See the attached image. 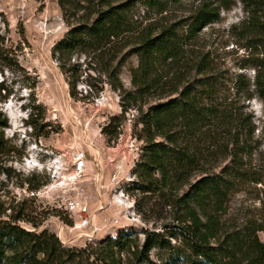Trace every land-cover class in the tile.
<instances>
[{"label": "trees", "instance_id": "16d2710c", "mask_svg": "<svg viewBox=\"0 0 264 264\" xmlns=\"http://www.w3.org/2000/svg\"><path fill=\"white\" fill-rule=\"evenodd\" d=\"M137 2L166 11L164 0H58L68 30L52 57L74 99L91 101L108 84L119 92L123 113L138 111L140 131L134 128V135L145 144L135 167L136 189L170 192L180 212L178 231H145L142 244L122 232L78 249L64 246L47 229L24 227L21 221H31L22 215H10L0 219V264H125V254L136 264H264V138L246 106L256 96L264 102V0H192L189 15L171 24L135 18ZM237 6L242 18L229 35L246 51L240 69L251 68L253 77L224 70L217 54L200 45L203 30ZM130 54L138 60L130 68L133 90L120 77ZM83 72L90 77L87 93L78 89ZM150 98L159 101L150 104ZM7 127L8 117L0 112V177L10 178L3 165L11 151ZM103 130L109 141L121 133L109 132L108 125ZM187 183L185 193L175 194ZM252 188L259 207L231 214L233 197ZM155 248L168 256L155 261Z\"/></svg>", "mask_w": 264, "mask_h": 264}, {"label": "rangeland", "instance_id": "374dc122", "mask_svg": "<svg viewBox=\"0 0 264 264\" xmlns=\"http://www.w3.org/2000/svg\"><path fill=\"white\" fill-rule=\"evenodd\" d=\"M164 1L163 14L137 2L135 18L153 17L171 24L183 21L192 8V0ZM241 18L240 6L224 11L219 22L203 30L200 45L217 54L224 70L253 77L251 68L240 69L246 51L229 35ZM67 30L58 0H0V112L8 117L5 135L11 145L3 165L12 175L0 177V219L22 215L31 221H21L24 227L47 229L64 246L78 249L117 238L122 232L133 233L139 244L145 231L170 236L180 226V212L172 207L170 192L136 189L135 167L145 144L134 135L138 111L130 108L123 113L119 92L108 84L91 101L70 95L66 76L52 57L54 44ZM85 58H77L83 71ZM137 63V56L130 54L121 69L120 77L130 90L134 89L130 68ZM88 73L81 76L80 92L89 90ZM158 101L149 99L150 104ZM246 106L254 115L257 134L264 138V102L256 96ZM107 125L109 132L120 130L117 139L108 140L103 130ZM78 152L85 153L82 168L77 167ZM197 178L194 175L190 183ZM38 185L39 190L30 189ZM189 187L180 185L175 194ZM257 196L255 188L237 193L230 213L241 216L247 207L255 210L260 205ZM180 242L172 240L175 246ZM166 256L164 250L151 251L155 261ZM125 257V264H136L129 255Z\"/></svg>", "mask_w": 264, "mask_h": 264}, {"label": "built area", "instance_id": "2783aa9c", "mask_svg": "<svg viewBox=\"0 0 264 264\" xmlns=\"http://www.w3.org/2000/svg\"><path fill=\"white\" fill-rule=\"evenodd\" d=\"M77 167L81 168L85 165V153L84 152H78L77 153Z\"/></svg>", "mask_w": 264, "mask_h": 264}, {"label": "clouds", "instance_id": "9594fccd", "mask_svg": "<svg viewBox=\"0 0 264 264\" xmlns=\"http://www.w3.org/2000/svg\"><path fill=\"white\" fill-rule=\"evenodd\" d=\"M258 107V106H257ZM257 114H259V113H257Z\"/></svg>", "mask_w": 264, "mask_h": 264}, {"label": "bare ground", "instance_id": "6f19581e", "mask_svg": "<svg viewBox=\"0 0 264 264\" xmlns=\"http://www.w3.org/2000/svg\"><path fill=\"white\" fill-rule=\"evenodd\" d=\"M82 168V167H81Z\"/></svg>", "mask_w": 264, "mask_h": 264}]
</instances>
